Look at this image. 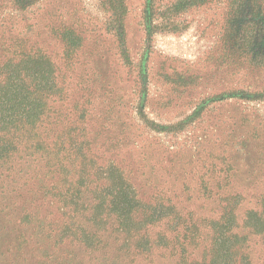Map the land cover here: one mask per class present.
<instances>
[{"label":"rangeland","instance_id":"1","mask_svg":"<svg viewBox=\"0 0 264 264\" xmlns=\"http://www.w3.org/2000/svg\"><path fill=\"white\" fill-rule=\"evenodd\" d=\"M211 263L264 264V0H0V264Z\"/></svg>","mask_w":264,"mask_h":264},{"label":"trees","instance_id":"2","mask_svg":"<svg viewBox=\"0 0 264 264\" xmlns=\"http://www.w3.org/2000/svg\"><path fill=\"white\" fill-rule=\"evenodd\" d=\"M7 52L9 53V56L12 55V51L11 50H7ZM19 56L22 57V61L21 62H24V61L28 62V63H33V62H36V63L42 62L43 63V61L46 62V63L48 62L46 56H44V55L42 56L40 54H36V53L31 52V51L22 52ZM20 65L21 64L20 63L18 64V62L16 63L17 67H19ZM44 72H45L44 70H41V74L44 75ZM9 96L7 95V97H4V100H7V102L11 101V98L8 99ZM14 97H16V96H14ZM22 100H23L22 106H25V108H26L25 110H23V115H25V117L22 116V120H25V119L29 120V119H32V118L37 119V117L39 115H41V113H39L38 110L36 109L37 106L39 108L40 98L37 96V99L35 97L34 99H32L33 101H28L27 103H24V101L27 100L25 97H23ZM28 100H30V99H28ZM11 106L14 107V105L12 103H11Z\"/></svg>","mask_w":264,"mask_h":264}]
</instances>
